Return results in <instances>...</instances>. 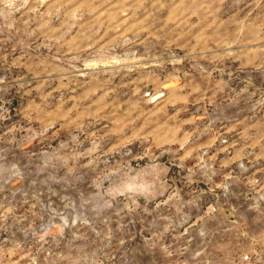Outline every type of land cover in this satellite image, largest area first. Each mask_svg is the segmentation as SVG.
<instances>
[{"label": "rangeland", "instance_id": "1", "mask_svg": "<svg viewBox=\"0 0 264 264\" xmlns=\"http://www.w3.org/2000/svg\"><path fill=\"white\" fill-rule=\"evenodd\" d=\"M0 264H264V0H0Z\"/></svg>", "mask_w": 264, "mask_h": 264}]
</instances>
